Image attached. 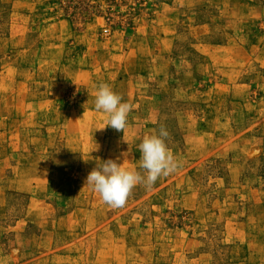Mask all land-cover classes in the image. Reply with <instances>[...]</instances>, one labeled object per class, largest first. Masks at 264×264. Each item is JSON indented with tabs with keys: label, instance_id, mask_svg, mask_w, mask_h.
Returning a JSON list of instances; mask_svg holds the SVG:
<instances>
[{
	"label": "rangeland",
	"instance_id": "obj_1",
	"mask_svg": "<svg viewBox=\"0 0 264 264\" xmlns=\"http://www.w3.org/2000/svg\"><path fill=\"white\" fill-rule=\"evenodd\" d=\"M161 124L180 167L110 207ZM0 264H264V0H0Z\"/></svg>",
	"mask_w": 264,
	"mask_h": 264
},
{
	"label": "clouds",
	"instance_id": "obj_2",
	"mask_svg": "<svg viewBox=\"0 0 264 264\" xmlns=\"http://www.w3.org/2000/svg\"><path fill=\"white\" fill-rule=\"evenodd\" d=\"M122 100L123 97L114 92L109 84L104 82L98 84L94 107L106 114L107 122L96 130L103 131L110 126L118 132L125 131L128 126L127 117L133 106ZM169 136L170 133L163 124L160 125L158 133L154 131L143 136L139 144L140 170L128 167L125 161L118 163L116 160L108 159L97 164V167L89 172L85 184L92 187L100 199L110 207L125 206L137 185L150 188L157 179L174 173L180 167V162L166 144ZM121 155L127 157V153Z\"/></svg>",
	"mask_w": 264,
	"mask_h": 264
},
{
	"label": "trees",
	"instance_id": "obj_3",
	"mask_svg": "<svg viewBox=\"0 0 264 264\" xmlns=\"http://www.w3.org/2000/svg\"><path fill=\"white\" fill-rule=\"evenodd\" d=\"M82 9H86V8H82ZM82 11H83V10H81V12H80V13H82Z\"/></svg>",
	"mask_w": 264,
	"mask_h": 264
}]
</instances>
